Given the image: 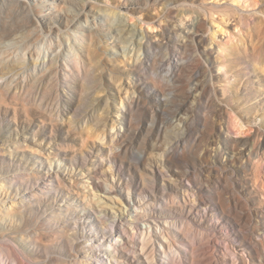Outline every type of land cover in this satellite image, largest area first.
<instances>
[{"label":"rangeland","instance_id":"rangeland-1","mask_svg":"<svg viewBox=\"0 0 264 264\" xmlns=\"http://www.w3.org/2000/svg\"><path fill=\"white\" fill-rule=\"evenodd\" d=\"M82 2L0 54V264H264V0Z\"/></svg>","mask_w":264,"mask_h":264},{"label":"bare ground","instance_id":"bare-ground-1","mask_svg":"<svg viewBox=\"0 0 264 264\" xmlns=\"http://www.w3.org/2000/svg\"><path fill=\"white\" fill-rule=\"evenodd\" d=\"M82 1L83 0H61V4H58L56 0H30L29 2L28 1L22 2L21 7H23L22 9L24 10V12H22V11H13L9 7H5V9L0 10V54L6 53L8 51V49L13 47V45L15 43V40L13 38L18 35V34H16L18 31L19 32L21 31L20 30V27H21L20 26V23H21L20 20L23 18V14H26L25 15L26 18H28L29 20L33 21V24H31L32 26H37L38 22L36 21V18L39 15H41V13L45 9H48L49 13H53L54 15H58V14L63 15V17L65 18V24H67V25H69V24L70 25H75L76 30H83V31L84 30H88V31H91L93 29V27L96 26L97 17H95V18L93 17L92 18V17L89 16L90 14L81 13V12H83L81 10L84 9L85 6H86V2H82ZM95 2H97V1H95ZM0 3H1V0H0ZM105 8H107V7H105ZM112 8H114V7H112ZM113 11L115 12V10H113ZM107 12L108 11H106L105 13H107ZM110 13H107L106 15H108V14L110 15ZM80 17H82L83 20H80ZM106 18L103 19V22L108 20ZM112 19H113V23H114V18L112 17ZM120 22L123 23L122 21H120ZM13 35H15V36H13ZM21 35H23V33ZM8 39H10V40H8ZM5 40H8V41H5ZM77 42H78V40H77ZM44 49H45V47H42V46L37 48V50L39 52H41ZM16 55L24 56V52H23V49L21 47H19V50L17 51ZM48 56H49L48 52H47V54H44V57H48ZM30 198H28L27 195H22L19 198V202L20 203L17 205L18 208L20 210L25 209L29 204H31V199ZM78 240L82 241V244L87 246V249L90 250L89 253H90V255L92 256V259H93V261H90V260L86 261L85 260L84 262L93 263V264H99V261L101 259L100 252L98 250H96V249L98 247H100L99 245L104 243V240L102 239V237H96V236H92V235L90 236V235L80 234ZM4 241H7V240H4ZM0 242H2V241H0ZM120 242H121L120 240H116L115 239V241L113 243H109L108 244L106 249L110 250V251L111 250L115 251V246L120 244ZM112 261H115L114 263H116V264H121L120 261L115 256L112 257Z\"/></svg>","mask_w":264,"mask_h":264}]
</instances>
